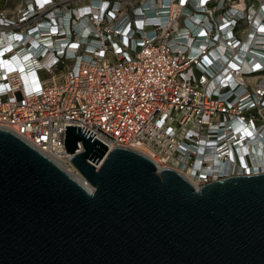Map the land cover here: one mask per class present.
I'll return each mask as SVG.
<instances>
[{
	"label": "built area",
	"instance_id": "2783aa9c",
	"mask_svg": "<svg viewBox=\"0 0 264 264\" xmlns=\"http://www.w3.org/2000/svg\"><path fill=\"white\" fill-rule=\"evenodd\" d=\"M66 124L110 148H148L198 186L264 172V153L252 151L254 162L251 152L264 145V0H19L0 9V127L72 164Z\"/></svg>",
	"mask_w": 264,
	"mask_h": 264
},
{
	"label": "water",
	"instance_id": "95a60500",
	"mask_svg": "<svg viewBox=\"0 0 264 264\" xmlns=\"http://www.w3.org/2000/svg\"><path fill=\"white\" fill-rule=\"evenodd\" d=\"M94 133L66 124L82 180L0 127V264H264V172L196 186Z\"/></svg>",
	"mask_w": 264,
	"mask_h": 264
},
{
	"label": "bare ground",
	"instance_id": "6f19581e",
	"mask_svg": "<svg viewBox=\"0 0 264 264\" xmlns=\"http://www.w3.org/2000/svg\"><path fill=\"white\" fill-rule=\"evenodd\" d=\"M149 13L152 15V12L149 10ZM27 56H28V54H27ZM23 60H24V58L22 57V56H19V58H18V61H17V63H18V70L19 71H22L21 73V76H22V79H23V81L24 82H27L29 79H31V77H32V72L29 70L30 68H28V66L23 62ZM33 63H29V66L31 67V65H32ZM264 142V141H263ZM262 146H264V145H262V143H257V145H255V148L253 149V150H251V152L252 151H256V152H262V153H264V149L263 148H261ZM140 151H142V152H144V153H146V154H149L150 156L152 155L151 154V151L148 149V148H145V147H139L138 148ZM50 155V154H49ZM51 156V155H50ZM52 158H54V160H56L59 164H61L62 166H64L66 169H68L69 171H71L72 173H75L76 171H75V169L73 168V166H72V164L71 163H67V162H65V160H67V157H65V155H60L59 157H56V156H51ZM241 157H242V160H243V162H245L244 161V155L242 154L241 155ZM154 158V157H153ZM155 160H156V162L158 163V160L156 159V158H154ZM252 160L254 161V162H257V161H260L259 159H257L256 158V156L254 155V152H252ZM215 162H217L215 159L213 160V162H211L212 163V165H213V163H215ZM158 165H159V167L161 168L163 165L160 163V161H159V163H158ZM221 171V169L220 168H218V170L216 171V172H220ZM215 172V173H216ZM80 173V172H79ZM215 173H213V174H215ZM78 178H80V179H84L83 178V176L81 175V173H80V175L78 174V175H76ZM192 180H193V178H192ZM193 183L194 184H196V186H198V182L197 181H194L193 180Z\"/></svg>",
	"mask_w": 264,
	"mask_h": 264
},
{
	"label": "rangeland",
	"instance_id": "374dc122",
	"mask_svg": "<svg viewBox=\"0 0 264 264\" xmlns=\"http://www.w3.org/2000/svg\"><path fill=\"white\" fill-rule=\"evenodd\" d=\"M19 0H0V9L12 10L18 6Z\"/></svg>",
	"mask_w": 264,
	"mask_h": 264
}]
</instances>
